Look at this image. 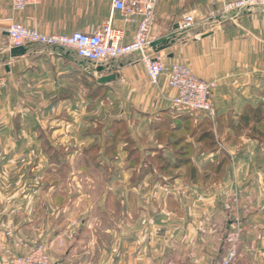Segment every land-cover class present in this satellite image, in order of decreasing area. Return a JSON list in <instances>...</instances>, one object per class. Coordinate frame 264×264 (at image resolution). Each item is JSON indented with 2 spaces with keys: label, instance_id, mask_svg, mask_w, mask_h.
I'll use <instances>...</instances> for the list:
<instances>
[{
  "label": "crops",
  "instance_id": "crops-1",
  "mask_svg": "<svg viewBox=\"0 0 264 264\" xmlns=\"http://www.w3.org/2000/svg\"><path fill=\"white\" fill-rule=\"evenodd\" d=\"M187 14L196 18L197 25L184 32L180 24ZM109 20L124 31V43L134 40L136 25L122 20L112 0H43L21 12L9 0H0V139H32L36 128L47 130V115L53 107L57 113H76L81 107L94 109L112 102L126 110L125 122L140 123L149 142L161 129L172 135L177 124H191L192 133L179 149L183 159H177L179 150L174 151L176 140L168 146L137 149V154L162 157L165 163L160 166L146 157L136 165L128 157L121 163L107 157L110 147L90 143L99 138L97 133L84 135L90 145L75 149L83 162L78 168L89 167L91 161L99 162L98 171L111 166L116 172L107 184L123 187L121 194H111L116 210L109 209L111 199L106 195L107 207L92 211L80 230L85 232L87 225V264H210L229 248L237 253L233 264H264V13L225 15L220 0H160L152 40L176 34L172 47L160 53L166 69L183 65L197 78L218 83L212 96L213 120L174 109L170 101L175 90L165 78L159 87L152 86L137 55L93 64L73 51L32 45L25 56H10L8 29L13 23L47 35H70L93 34ZM101 67L105 70L99 71ZM110 75H116V80L100 82ZM95 122L91 119L84 131L102 124ZM26 142L31 145L32 141ZM19 145H4L0 154L13 157L20 152ZM146 187H152V192L145 194ZM10 198L8 203L19 201ZM39 199L25 193L17 203H23L27 212V205ZM8 207L5 217L16 228L14 219L20 211L17 206ZM68 229L53 232L50 243L63 240L60 235ZM0 232H4L1 225ZM79 245L84 244L74 243L59 264H70ZM16 246L17 255L33 249L23 252Z\"/></svg>",
  "mask_w": 264,
  "mask_h": 264
},
{
  "label": "rangeland",
  "instance_id": "rangeland-1",
  "mask_svg": "<svg viewBox=\"0 0 264 264\" xmlns=\"http://www.w3.org/2000/svg\"><path fill=\"white\" fill-rule=\"evenodd\" d=\"M95 108L81 107L80 111L76 113H57V110H55L57 107H53L54 111L52 110L47 115L49 123L45 124L49 128L42 131L45 133L36 128L34 130L36 131L35 137L32 139L5 137L0 139L2 152L4 145L14 146L17 143L18 146L21 143L19 145L21 147L20 152L17 155L11 157L9 154H0V225L2 231H4L0 232V245L2 248L0 261H10L18 256L16 251L20 250L16 248V245L22 249L24 248L23 252H28L31 248L43 244L48 248L52 263L59 264L62 262L65 253L73 247V244L81 242L84 245H79L75 249L76 251H73L74 261L72 260L70 264H87L89 258L88 241L90 240L87 225L85 232L81 233L80 230L83 228V224L88 223L92 211L95 209L103 210L107 207L106 195H109L111 199V194L114 195V192L121 194L123 187L107 184L109 182L106 180L116 172L115 168L113 169L111 166L98 171L95 166L99 162L94 165L91 161L92 165L89 167L84 165L82 168H78V164L82 165L83 162L79 161V155H76L77 151L75 149L80 151L82 147L90 145L89 140L84 135L97 133L99 138H93V142L90 143L100 142L104 147H110L111 150L108 152L107 157L118 159L122 161L121 163L125 162L128 157L136 165V163L141 162L142 157H146V161L153 163L155 166H160L165 163L162 161V157L150 158L146 153L137 154V149L141 147L146 149V147L156 145L168 146L170 141L176 140L174 151H177L185 146L187 137L192 133L190 127L193 126L181 122V124H177L179 127L174 134L163 133L164 130L160 128L161 130L159 129L160 131L154 141L149 142V138L145 137L146 135L143 134L144 131L141 130L140 123L137 120L133 122V119L128 118L132 122H125L128 114L121 105L112 102ZM22 114L24 113L22 112ZM61 118L70 121L61 120ZM91 119L102 124H98V127L94 124V128L84 131L89 127ZM73 124L77 125L76 129H74ZM155 124L157 123L152 124L146 130L153 129ZM15 125L17 124L15 123ZM188 127L189 130H187ZM55 128L61 129L60 132H54L53 129ZM138 133L144 136L139 137ZM23 141L25 142L23 143ZM26 141H32L31 145ZM36 147H40L39 152H35ZM182 151L183 149L179 150L176 155L177 159H183L185 156ZM170 157L173 159L174 155L171 154ZM43 167L46 170H43ZM123 172V170H119L120 174ZM44 185L47 187H42ZM130 187H132L131 184L128 189ZM151 192L152 187H146L144 193ZM25 193L31 194L34 199H37V196L40 197L38 202L32 204L33 211L27 205L26 209L28 211L26 212L25 205L17 203ZM41 196L43 199H41ZM10 197H16L19 201L8 203ZM115 201L116 199H111L112 205H109V209L116 210ZM9 204L11 207L17 206L18 211H20L17 212L18 216L14 219L16 228L12 227L9 224L10 219L5 217V214H8ZM131 204L134 205L133 208L135 209L136 203L131 201ZM64 215L66 218H63L60 224V220ZM28 223H30L29 228L25 226ZM63 225L65 226L63 227ZM62 227L64 229L70 227L66 234L60 235L63 240L59 243H50V240L52 241L54 237L53 232L60 231L59 233H61ZM102 237L103 241L104 236L102 235Z\"/></svg>",
  "mask_w": 264,
  "mask_h": 264
},
{
  "label": "built area",
  "instance_id": "built-area-1",
  "mask_svg": "<svg viewBox=\"0 0 264 264\" xmlns=\"http://www.w3.org/2000/svg\"><path fill=\"white\" fill-rule=\"evenodd\" d=\"M223 14L229 15L244 11L264 13V0H220ZM16 12L29 6H36L43 0H9ZM160 0H112L113 8L120 13L127 24L136 25L137 30L131 43H124V31L113 26L109 20L93 34L75 32L70 35L43 34L36 29L13 23L8 29L10 49L21 46L38 45L49 50L73 51L80 59L93 64H109L119 59L137 55L144 64L147 77L154 87H159L163 78L168 86L175 90L171 99L174 109L193 116L215 118L212 96L218 88L216 81H204L197 78L187 67L179 64L166 69L164 57L150 50L152 28ZM196 18L187 14L183 17L180 29L184 32L194 29ZM236 250L229 248L217 262L210 264H233ZM0 264H53L48 248L39 244L25 255H18L10 261ZM196 264V263H190Z\"/></svg>",
  "mask_w": 264,
  "mask_h": 264
},
{
  "label": "water",
  "instance_id": "water-1",
  "mask_svg": "<svg viewBox=\"0 0 264 264\" xmlns=\"http://www.w3.org/2000/svg\"><path fill=\"white\" fill-rule=\"evenodd\" d=\"M175 39H176V34H172L167 37L161 38L159 40L153 41L150 46V50L154 54L162 53L166 51L167 49H169L170 47H172V45L175 43ZM28 51H29L28 46L12 48L10 50V56L11 58H20V57L25 56L28 53ZM103 70H105V67H101L99 69V71H103ZM116 78H117L116 75H110V76L102 78L100 82L108 83V82L116 80Z\"/></svg>",
  "mask_w": 264,
  "mask_h": 264
},
{
  "label": "trees",
  "instance_id": "trees-1",
  "mask_svg": "<svg viewBox=\"0 0 264 264\" xmlns=\"http://www.w3.org/2000/svg\"><path fill=\"white\" fill-rule=\"evenodd\" d=\"M23 255H25V254H23Z\"/></svg>",
  "mask_w": 264,
  "mask_h": 264
}]
</instances>
